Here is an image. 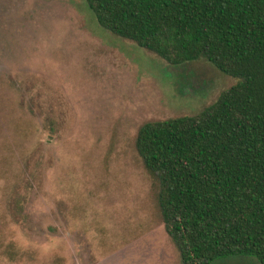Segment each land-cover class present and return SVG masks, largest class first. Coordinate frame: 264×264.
Here are the masks:
<instances>
[{"label":"rangeland","instance_id":"374dc122","mask_svg":"<svg viewBox=\"0 0 264 264\" xmlns=\"http://www.w3.org/2000/svg\"><path fill=\"white\" fill-rule=\"evenodd\" d=\"M233 84L113 35L85 0H0V264H182L136 135Z\"/></svg>","mask_w":264,"mask_h":264},{"label":"trees","instance_id":"16d2710c","mask_svg":"<svg viewBox=\"0 0 264 264\" xmlns=\"http://www.w3.org/2000/svg\"><path fill=\"white\" fill-rule=\"evenodd\" d=\"M85 2L113 35L235 80L197 114L143 124L135 148L182 264H264V0Z\"/></svg>","mask_w":264,"mask_h":264}]
</instances>
